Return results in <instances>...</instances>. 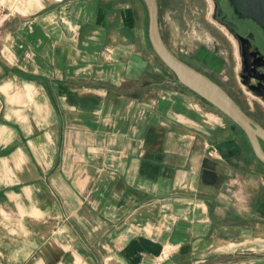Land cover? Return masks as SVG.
Listing matches in <instances>:
<instances>
[{"label": "crops", "instance_id": "obj_1", "mask_svg": "<svg viewBox=\"0 0 264 264\" xmlns=\"http://www.w3.org/2000/svg\"><path fill=\"white\" fill-rule=\"evenodd\" d=\"M21 5L0 36V264H264V163L150 48L141 0Z\"/></svg>", "mask_w": 264, "mask_h": 264}, {"label": "rangeland", "instance_id": "obj_2", "mask_svg": "<svg viewBox=\"0 0 264 264\" xmlns=\"http://www.w3.org/2000/svg\"><path fill=\"white\" fill-rule=\"evenodd\" d=\"M25 1L0 0V29L12 14L23 8L21 4ZM158 3L161 32L168 47L178 57L208 74L226 89L234 91L246 103V109L253 115L251 117L264 126V120H259V115L264 114V102L263 105L259 103L241 83L239 44L227 26L216 19L217 7L214 0H158ZM141 6L147 32V11L142 0ZM224 32L234 42V49ZM0 36H3L2 29ZM148 44L152 48L149 41ZM206 107L204 108L207 109ZM261 117L263 119L264 116ZM235 130L243 145H250L245 134L237 127ZM254 166L252 167L257 175L252 176L253 179L262 177L264 180V168L259 169L257 164Z\"/></svg>", "mask_w": 264, "mask_h": 264}, {"label": "water", "instance_id": "obj_3", "mask_svg": "<svg viewBox=\"0 0 264 264\" xmlns=\"http://www.w3.org/2000/svg\"><path fill=\"white\" fill-rule=\"evenodd\" d=\"M147 11L149 43L188 89L206 100L246 134L255 156L264 163V126L256 122L220 83L178 57L166 44L160 27L158 0H142ZM240 18H251L264 29V0H229ZM249 48H244V55Z\"/></svg>", "mask_w": 264, "mask_h": 264}, {"label": "flooded vegetation", "instance_id": "obj_4", "mask_svg": "<svg viewBox=\"0 0 264 264\" xmlns=\"http://www.w3.org/2000/svg\"><path fill=\"white\" fill-rule=\"evenodd\" d=\"M214 2L217 7L216 19L225 24L238 41L242 63L241 83L263 105L264 29L251 18H240L234 12L229 0H214ZM245 47L249 48L250 52L247 50L244 55ZM227 91L234 93L230 89H227ZM232 96L235 98L233 94Z\"/></svg>", "mask_w": 264, "mask_h": 264}, {"label": "trees", "instance_id": "obj_5", "mask_svg": "<svg viewBox=\"0 0 264 264\" xmlns=\"http://www.w3.org/2000/svg\"><path fill=\"white\" fill-rule=\"evenodd\" d=\"M228 92H230V91H228ZM231 95L233 94L234 96H235V98H236V100H237V102L243 107V109L250 115V116H253L252 114H250L249 112H248V110L246 109V103L240 98V97H237L233 92H231L230 93ZM204 100V99H203ZM208 105H210L213 109H215L216 111H218L215 107H213L210 103H208L206 100H204ZM219 113H221L220 111H218ZM222 114V113H221ZM260 117V119L259 120H264V117H263V119H262V117L261 116H264V114L263 113H261V115H259ZM232 122V121H231ZM234 124V123H233ZM234 126L235 127H237V128H239L243 133H244V131L239 127V126H237L236 124H234ZM245 134V133H244ZM245 136H246V134H245ZM247 137V136H246ZM247 140H248V138H247ZM249 142V141H248ZM250 144V143H249Z\"/></svg>", "mask_w": 264, "mask_h": 264}]
</instances>
